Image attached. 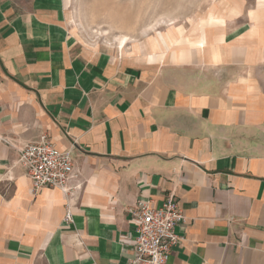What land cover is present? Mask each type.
Masks as SVG:
<instances>
[{
	"label": "crops",
	"instance_id": "0c3cea01",
	"mask_svg": "<svg viewBox=\"0 0 264 264\" xmlns=\"http://www.w3.org/2000/svg\"><path fill=\"white\" fill-rule=\"evenodd\" d=\"M70 3L0 0V264H125L128 211L168 196L184 221L167 264H264V0L116 51ZM41 134L70 152L71 224L17 162Z\"/></svg>",
	"mask_w": 264,
	"mask_h": 264
},
{
	"label": "rangeland",
	"instance_id": "374dc122",
	"mask_svg": "<svg viewBox=\"0 0 264 264\" xmlns=\"http://www.w3.org/2000/svg\"><path fill=\"white\" fill-rule=\"evenodd\" d=\"M235 0H71L75 31L103 50L119 45L140 47L152 37L186 41L201 33L218 12Z\"/></svg>",
	"mask_w": 264,
	"mask_h": 264
},
{
	"label": "built area",
	"instance_id": "2783aa9c",
	"mask_svg": "<svg viewBox=\"0 0 264 264\" xmlns=\"http://www.w3.org/2000/svg\"><path fill=\"white\" fill-rule=\"evenodd\" d=\"M18 164L25 168L31 182V192L37 194L44 188L60 190L65 204L64 221L72 223L70 199L75 188L69 186L73 178V167L69 151H57L45 134L37 141L18 150ZM131 229L129 240L131 257L125 264H167L171 249L180 238L175 228L184 221V215L172 196H168L159 207L148 202H138L128 211Z\"/></svg>",
	"mask_w": 264,
	"mask_h": 264
}]
</instances>
